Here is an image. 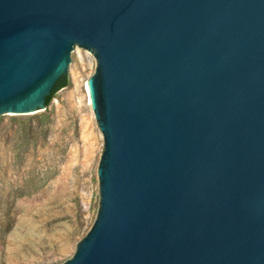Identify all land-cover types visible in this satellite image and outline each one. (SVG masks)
<instances>
[{
  "label": "water",
  "instance_id": "obj_1",
  "mask_svg": "<svg viewBox=\"0 0 264 264\" xmlns=\"http://www.w3.org/2000/svg\"><path fill=\"white\" fill-rule=\"evenodd\" d=\"M77 47L100 189L45 264H264V0H0V117L45 111Z\"/></svg>",
  "mask_w": 264,
  "mask_h": 264
},
{
  "label": "rangeland",
  "instance_id": "obj_2",
  "mask_svg": "<svg viewBox=\"0 0 264 264\" xmlns=\"http://www.w3.org/2000/svg\"><path fill=\"white\" fill-rule=\"evenodd\" d=\"M93 65L73 51L49 122L44 111L0 117V264L70 258L92 220L104 140L87 91Z\"/></svg>",
  "mask_w": 264,
  "mask_h": 264
},
{
  "label": "trees",
  "instance_id": "obj_3",
  "mask_svg": "<svg viewBox=\"0 0 264 264\" xmlns=\"http://www.w3.org/2000/svg\"><path fill=\"white\" fill-rule=\"evenodd\" d=\"M70 80L68 75H63L58 82L56 83L54 89L52 90V93L49 97H47L46 100V110L43 112L42 115H40V120L42 123L49 122L51 120V114L48 112L49 107L53 101V99L56 97L58 92L66 87L69 86Z\"/></svg>",
  "mask_w": 264,
  "mask_h": 264
},
{
  "label": "bare ground",
  "instance_id": "obj_4",
  "mask_svg": "<svg viewBox=\"0 0 264 264\" xmlns=\"http://www.w3.org/2000/svg\"><path fill=\"white\" fill-rule=\"evenodd\" d=\"M89 99H90V97H89ZM89 102H90V105L92 106V101H91V99H90V101H89Z\"/></svg>",
  "mask_w": 264,
  "mask_h": 264
}]
</instances>
